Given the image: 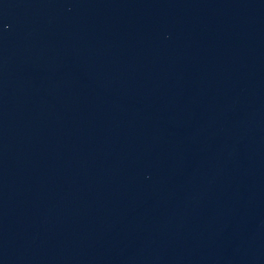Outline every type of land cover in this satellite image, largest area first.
I'll use <instances>...</instances> for the list:
<instances>
[{
  "label": "water",
  "instance_id": "obj_1",
  "mask_svg": "<svg viewBox=\"0 0 264 264\" xmlns=\"http://www.w3.org/2000/svg\"><path fill=\"white\" fill-rule=\"evenodd\" d=\"M0 264H264V0H0Z\"/></svg>",
  "mask_w": 264,
  "mask_h": 264
}]
</instances>
